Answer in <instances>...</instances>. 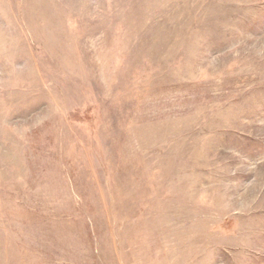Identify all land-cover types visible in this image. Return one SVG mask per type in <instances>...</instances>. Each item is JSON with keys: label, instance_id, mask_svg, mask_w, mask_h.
Segmentation results:
<instances>
[{"label": "rangeland", "instance_id": "1", "mask_svg": "<svg viewBox=\"0 0 264 264\" xmlns=\"http://www.w3.org/2000/svg\"><path fill=\"white\" fill-rule=\"evenodd\" d=\"M0 264H264V0H0Z\"/></svg>", "mask_w": 264, "mask_h": 264}]
</instances>
